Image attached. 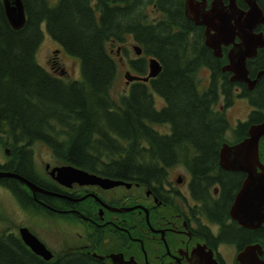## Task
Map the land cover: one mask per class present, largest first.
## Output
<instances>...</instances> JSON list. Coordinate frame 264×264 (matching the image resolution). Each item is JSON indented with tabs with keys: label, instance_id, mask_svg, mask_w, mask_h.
Here are the masks:
<instances>
[{
	"label": "trees",
	"instance_id": "16d2710c",
	"mask_svg": "<svg viewBox=\"0 0 264 264\" xmlns=\"http://www.w3.org/2000/svg\"><path fill=\"white\" fill-rule=\"evenodd\" d=\"M151 1L23 0L27 20L22 28L14 30L0 0V144L12 147V157L21 159V165L12 171L39 184L32 166V147L42 143L59 162L97 174L143 181L154 175L157 166L136 159L158 157L160 149L164 151L159 149L158 142L169 140L174 142L177 152L172 158L198 160L189 163L191 168L202 167L201 159H204L212 171L216 167L219 143L228 141L225 130H231L234 136L229 143L247 136L251 121H238L230 127L222 112L214 113L218 116L216 121L210 119L209 110H213L221 95H225L227 103L231 102L234 82L219 70L216 61L212 82L197 91L198 71L205 62L208 65L213 61L206 57L208 48L200 36L186 53L190 21L186 19L187 24L179 27L171 18L174 9L166 2L162 5L164 16L153 19L148 13ZM258 2L264 9V0ZM176 9L181 13L180 6ZM260 27L264 33V23ZM47 36L77 60L79 79L65 81L55 77L36 61V51ZM127 40L140 44L145 54L155 55L162 62L155 89L170 104L162 110L160 119L173 125L171 138H159L157 132L146 129L145 122L154 113L151 91L143 82H133L127 95L118 94L117 99L110 93L120 73L115 56L120 59L117 50ZM173 48L181 54L175 56ZM225 61L223 57L220 63ZM258 62L264 63V49L248 64ZM145 63L144 59H129L130 67L125 71L146 75ZM60 65L59 70L64 69ZM218 76L223 77L220 80ZM246 94L243 87L240 95ZM115 112L120 113L116 118ZM250 120L260 121L259 112ZM190 134L195 140L192 148L195 150L184 144ZM139 139L147 140L148 144ZM259 146H264V136ZM18 189L15 187L13 193L19 203L33 208L32 200L27 204ZM88 212L83 211L85 215ZM254 233L251 242L259 241L264 246V230L257 229ZM98 238V234L91 237L95 242ZM245 238L247 242L249 238ZM87 251L94 250L73 244V248L65 246L53 252V259L47 261L35 255L19 236L0 234V264H105Z\"/></svg>",
	"mask_w": 264,
	"mask_h": 264
},
{
	"label": "flooded vegetation",
	"instance_id": "af4514ba",
	"mask_svg": "<svg viewBox=\"0 0 264 264\" xmlns=\"http://www.w3.org/2000/svg\"><path fill=\"white\" fill-rule=\"evenodd\" d=\"M185 1L152 0L148 8L153 16L152 18L159 19L164 16L162 5L163 2H166L168 3L167 5L174 9L171 18L176 21L179 27H184V24H187L186 19L190 21L188 26L191 28L187 32L186 53L193 49L192 43L201 36L202 43L208 48L206 57L209 60L213 59V61L208 65H204L206 64L205 62L202 66L204 70L209 71V73L207 72V82L198 77L200 70L198 71L197 77L199 80L197 81L198 85H196V90L198 91L203 87H208L210 82H212L213 73L216 70V61L219 70L222 71V66L228 61L226 54L232 46L231 44L228 46L223 45L222 56H217L213 49L205 44L206 25L203 24L201 16L215 15L216 10L220 9V14L224 13L227 15L230 18L231 25L234 26L236 21L234 15L230 12L231 6L243 12L248 8V5L246 0H234L236 7L233 1L231 3V0H205L204 2L202 0H193L192 10L187 12V9L185 10ZM176 6L181 7L182 14L176 9ZM260 30H262L261 27L257 26L254 31L258 32ZM235 41H239L238 36H235ZM133 44L130 43L131 48ZM119 46L120 49L117 50L120 55L119 61L129 64V60L126 59V45L120 43ZM140 47L141 52L139 54H136L133 48L132 51L137 55L135 59L145 60L147 71L148 59L151 57H155L162 67L161 60L155 55L145 54L141 45ZM261 49L264 48H258L257 54ZM173 50L176 49L173 48ZM172 53L175 56L181 54L177 50ZM257 54L246 60L248 77L251 80H254L258 72L264 69V63L261 64L262 62L248 64V61L255 58ZM58 56L59 59H67L70 60V63H74L73 58L69 57L68 53L63 50L62 45L58 43L57 48L54 50V57L49 61L48 70L44 67L47 71L53 72L55 77L63 75L57 74L58 62L56 60ZM181 57H184V55ZM223 57H225L226 61L220 63ZM63 72L64 69H62ZM223 73H225V76L230 77L231 75V72L226 71ZM157 76L143 82L148 91H151L154 113V115H151L150 120L145 122V127L148 131L157 132L159 138L168 139L173 136L174 127L168 121L160 119V117L162 110L169 107L170 104L165 96L155 89V81L158 80ZM61 78L65 81L72 80ZM133 82L136 81L125 83L126 87L131 86ZM233 82L230 103L233 101V94H236V96L241 97V100L248 107L247 119L239 121H251L249 125L256 123L250 120V117L255 112H259L261 117L258 122L264 120V74L257 78L251 87L245 81ZM236 82H239L240 85L236 84ZM243 87L246 89L247 94L241 96ZM127 93L124 95H127ZM254 93L258 94L259 97H255L256 94ZM224 96L221 95L220 97L223 98ZM218 101L213 105V110H209L211 114L223 112L222 109H214ZM223 101L225 104H230L226 102L225 98H223ZM216 117L218 116L216 115ZM139 142L148 144L145 139H139ZM229 142H232V140ZM229 142H220L219 150L223 144L231 145L236 143ZM173 146L174 142L170 140L164 143L158 142L159 149L163 148L164 150L161 151L160 149V153L157 154L158 157L136 159V161H149L152 165L157 166L153 171L155 172L154 175H148L147 179L143 181L140 178H136L135 181H129L122 177L97 174L74 165L96 176L123 180L131 184L129 187L125 184L111 188H103L98 183L82 184L72 178L73 174L58 172L59 170L55 171L53 173L54 176H52L50 171L53 167L69 165V163L59 162L55 159V163H44V171L41 176L39 173H34L36 180L39 182V184H34L41 188L42 191L36 190L33 195L29 186L12 177H0V191L11 196L16 206L20 208L19 201L13 193L15 187L19 188L17 191L23 192L21 195L23 200L27 201V204L32 200L31 203L34 204V207L40 210L33 213L43 217L45 220L49 216V219L62 217L67 220L69 217H76L83 221L86 224L85 227L88 228L87 231H93L95 235H90L89 240L85 241L86 244L79 240L80 243L77 246L93 249L94 251H87V253L101 261H105V264H202L206 258L210 259V257L218 264H226L225 246L230 247L228 250H232L230 252V264H235L237 253L245 245L255 243V241L251 242V237L255 234L254 230H264V225L257 228L240 226L236 219L229 215V210L245 174L221 167L219 164V151L216 163H214V160L212 161L216 165L214 170L211 171V165L209 166V163L205 164L204 159H201L200 165H203L202 167L191 168L189 163L197 162L198 160L172 158V155L177 154ZM6 152L8 153L9 151ZM8 157L12 159H8L6 162L4 160L0 161V170L16 173L12 170H16V167L21 165V159H14L11 155ZM47 163L49 167H46ZM6 165H9L10 168H5ZM21 176L27 178L24 175ZM116 188H122L124 191L116 193L114 192ZM130 189L135 192L129 193ZM84 195H87L84 199L75 201V199ZM27 207L24 206L25 211H29ZM130 207H134V209L124 212L120 211V209ZM83 211H89L88 215H85ZM19 229L20 227L12 228L6 226L0 230V234H15L21 238ZM34 232L38 236L36 231ZM96 234L99 235L98 242L91 239ZM245 236L249 238L247 242H245ZM238 240L242 241V246L238 245ZM63 246L73 248V244L70 243H65Z\"/></svg>",
	"mask_w": 264,
	"mask_h": 264
},
{
	"label": "water",
	"instance_id": "95a60500",
	"mask_svg": "<svg viewBox=\"0 0 264 264\" xmlns=\"http://www.w3.org/2000/svg\"><path fill=\"white\" fill-rule=\"evenodd\" d=\"M203 2L205 0H202ZM235 6L234 0L231 3ZM5 17L9 25L14 30L22 28L27 20L23 0H1ZM193 0L185 1V10H192ZM248 8L245 11L236 10L233 6L230 12L234 15L236 25H231L230 18L224 13L220 14V9L216 14L202 15V22L206 25L205 44L213 49L217 56H222V46L232 45L227 52V63L222 66L223 72H231L229 80L245 81L250 87L257 80L264 69L260 70L257 77L251 80L248 77L246 60L257 54L258 48H264V33L262 30L255 32L257 26L264 23V11L257 0H246ZM188 6V7H187ZM236 7V6H235ZM238 36L239 41H235ZM136 54L141 52V47L137 44L132 46ZM161 65L155 57L148 59V71L146 75H137L125 71L123 76L125 83L130 81H148L149 78L156 77L161 72ZM264 136V120L250 124L247 136L234 144H223L219 150V164L225 169H231L244 173V178L233 204L229 210V215L235 218L240 226L247 228H257L264 225V164L259 158V141ZM49 167V164H46ZM257 168H260L258 171ZM59 170V171H58ZM55 171L73 174L72 178L82 184L98 183L103 188H111L125 184H131L123 180L108 177L96 176L86 170L79 169L72 164L55 166L51 169L52 176ZM0 177H12L24 182L34 193L36 190L42 191L33 182L24 178L20 174L1 171ZM87 195L75 199L80 201ZM134 207L120 209L124 212L132 210ZM21 240L33 253L39 255L44 260H50L53 256L46 244L34 235L26 226L19 229ZM263 248L258 242L245 245L236 256L235 264H264ZM95 255V254H93ZM202 264H218L214 259H205Z\"/></svg>",
	"mask_w": 264,
	"mask_h": 264
},
{
	"label": "rangeland",
	"instance_id": "374dc122",
	"mask_svg": "<svg viewBox=\"0 0 264 264\" xmlns=\"http://www.w3.org/2000/svg\"><path fill=\"white\" fill-rule=\"evenodd\" d=\"M148 13L150 14L149 8H148ZM125 43L127 48L126 59L129 60L136 58L137 55L134 54V51H132V48L130 47V43H134V42H132V40H127L125 41ZM56 48H57V44L53 42V40H50V38L45 37L36 51L35 54L36 61L41 66L46 67L48 70V66L50 65L49 61L53 59L52 57H54V50ZM115 58L118 63V69L120 73L110 93L113 95L115 99H117L118 96L116 95L126 94L128 88L130 87V86L128 88L126 87L125 78L123 76L124 71L126 69L128 70L130 66L125 62H120L118 60L117 55L115 56ZM56 61L58 62L57 74H62V70H59L61 67L60 63L64 68L63 75H61L60 77H64L65 79H79L80 66L77 60H74V63H70V60L67 59L63 60L61 58L59 59L58 56ZM207 72L209 73L208 70H204L202 67L198 73V77H200L204 82L208 81ZM218 78L220 79L221 76H218ZM130 89L128 90V92L130 91ZM214 109L223 110L221 114L222 115L224 114V118L230 127H234L235 123L238 122L239 120H246L248 115L247 105L244 103L243 100H241V97L236 96V94H233V101L229 105L225 104L223 98L220 97ZM119 115H120L119 112H115L114 117ZM210 119L212 122H214L216 121V116L212 114ZM224 137L228 141H222V143H228L230 139L232 140L234 139L231 130H227V131L225 130ZM194 141L195 140L193 139V135L191 136L188 135L184 144H186L185 146L188 149H192L195 147ZM32 149H33L32 166L34 167L36 172L39 173L41 176L44 171V163L45 162L55 163L56 161L55 159H53L50 149L45 144L38 143L37 145H34ZM6 151L9 152L7 153ZM13 151L14 150L12 147L3 146L0 144V161L4 160V162H6L8 159H12L8 156H10L11 153H13ZM13 158L16 159L20 157L18 156ZM259 158H260V162L264 164V146H259ZM257 170L259 171L260 168H257ZM122 191H124V189L122 188L114 189V192L116 193H120ZM128 192L133 193L135 191L133 189L132 190L130 189ZM15 197L18 200V197L17 196ZM19 204H20V208L16 206V203L11 196H8L0 191V230L5 228L6 226H10L12 228L26 226L34 235H35L34 231H36L37 235L43 240L40 239L38 236L37 237L41 241H43L46 244V246L49 249H51L54 253H57L59 250H61V248H64L65 246L63 245L65 243L78 245L80 243L79 240L85 243L86 240H89L90 235L91 236L95 235L94 232L89 233V231H87L88 228L85 227L86 224L83 221H80L76 217H69L67 218V220H65L62 217H55V219H49L48 216V219L45 220L43 217H39L34 214L40 211L39 209L33 207L29 209V211H25L24 210L25 205H23V203L21 202ZM237 243L239 244V246L243 245L241 240H238ZM258 243L262 245L264 251L263 243L259 241ZM225 248H226L224 251V255L226 256L225 262L226 264H230V258H231L230 252H232V250L231 249L228 250V248L230 247L227 246H225Z\"/></svg>",
	"mask_w": 264,
	"mask_h": 264
},
{
	"label": "bare ground",
	"instance_id": "6f19581e",
	"mask_svg": "<svg viewBox=\"0 0 264 264\" xmlns=\"http://www.w3.org/2000/svg\"><path fill=\"white\" fill-rule=\"evenodd\" d=\"M155 1V0H154ZM258 29V28H257ZM149 58V57H148ZM142 82V81H141ZM6 150V149H5ZM103 160V159H102Z\"/></svg>",
	"mask_w": 264,
	"mask_h": 264
}]
</instances>
